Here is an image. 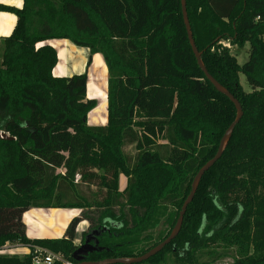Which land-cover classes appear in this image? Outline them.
Here are the masks:
<instances>
[{
  "label": "trees",
  "instance_id": "trees-1",
  "mask_svg": "<svg viewBox=\"0 0 264 264\" xmlns=\"http://www.w3.org/2000/svg\"><path fill=\"white\" fill-rule=\"evenodd\" d=\"M22 1L20 8L0 2V11L17 16L0 40V131L14 137H0V251L10 244L30 252H0V264H33L34 246L75 264L84 221L101 232L103 248L87 261L141 256L173 231L237 108L200 67L182 0ZM187 10L203 62L244 115L203 176L179 235L134 264H264V0H187ZM52 39L103 56L106 125L88 124L98 102L87 98L86 72L54 74L58 52L45 43ZM247 44L240 64L232 47ZM33 207L82 212L63 237L32 239L23 217Z\"/></svg>",
  "mask_w": 264,
  "mask_h": 264
},
{
  "label": "crops",
  "instance_id": "crops-1",
  "mask_svg": "<svg viewBox=\"0 0 264 264\" xmlns=\"http://www.w3.org/2000/svg\"><path fill=\"white\" fill-rule=\"evenodd\" d=\"M0 2L18 8L23 5L22 0H0ZM16 24V14L0 11V40L10 36ZM45 43L52 45L58 52V64L54 70L56 76H72L85 72L88 74L87 98L96 99L98 102V105L88 115V124L92 126L106 125L108 122L109 71L103 56L100 53L90 55L88 48L78 47L67 39H52ZM89 60L91 61L90 64ZM102 104L105 106L103 113L98 111L99 105ZM81 212V209L78 208H30L23 217L27 228V236L32 239L63 237L70 222L75 217L80 216ZM36 215H40L43 220L41 218L38 220ZM33 217H36L37 220L32 219ZM86 222H82L78 230L83 228ZM12 247H15L12 248L13 251L16 250L14 254H27L30 252L29 247L22 245H12Z\"/></svg>",
  "mask_w": 264,
  "mask_h": 264
},
{
  "label": "water",
  "instance_id": "water-1",
  "mask_svg": "<svg viewBox=\"0 0 264 264\" xmlns=\"http://www.w3.org/2000/svg\"><path fill=\"white\" fill-rule=\"evenodd\" d=\"M182 10H183V16H184V21H185V25L187 28V32H188V36H189V40L191 43V46L193 48L194 54L198 60V63L200 65V67L202 68V70L204 71V73L206 74L207 78L211 81V83L215 86V88L225 94L226 96H228L231 101L235 104L236 108H237V118L236 120L231 124V126L228 128V130L226 131L224 137L221 140L220 143V147L218 152L216 153V155L209 160L197 173V175L195 176L193 183H192V189L191 192L189 194V196L187 197V199L184 202V205L182 206V209L180 211V215L179 218L177 220V223L173 229V231L171 232V234L168 236L167 239H165L163 242H161L160 244H158L157 246H155L154 248H152L151 250H149L147 253L138 256V257H132V258H125V257H118V258H107L101 261H87V257L89 255V253H92L94 251H100L103 248L99 246V240L98 238L96 239V242L94 245L91 244V236H95V235H100V231L97 229H94L89 236L86 237L85 242L80 245L77 250L74 252L73 257L74 259L77 261L75 264H134V263H142L144 261H147L148 259H150L151 257L155 256L156 254H158L159 252H161L168 244H170L180 233L182 226H183V222H184V217L185 214L187 212L188 206L189 204L193 201L196 191L199 187V184L203 178V176L205 175V173L207 171H209L214 165L215 163L221 158L229 139L231 138L233 131L236 127V125L239 123V121L241 120V118L244 115V110L242 107L241 102L238 100V98H236V96L229 90L227 89L223 84H221L219 82L218 79H216L208 70V68L206 67L205 63L202 60V52L199 51L197 45H196V41L194 39L193 36V32H192V28H191V23H190V19L188 16V10H187V0H182ZM7 139H14V137L12 136H7L5 137Z\"/></svg>",
  "mask_w": 264,
  "mask_h": 264
},
{
  "label": "rangeland",
  "instance_id": "rangeland-1",
  "mask_svg": "<svg viewBox=\"0 0 264 264\" xmlns=\"http://www.w3.org/2000/svg\"><path fill=\"white\" fill-rule=\"evenodd\" d=\"M224 43L227 44V42H225V41H224ZM249 49H250L249 44H247L244 48H238L237 46H233L232 47V53L237 56L238 61H239L240 64H244L246 61H248V59H249ZM240 82H241L242 86L244 87V89L246 91H251L252 90L250 84L248 83L247 77L243 73L240 74ZM103 104L101 106L99 105V107H98V111L101 112V113H103L105 111V106ZM10 136H12V135H10ZM125 150H126L127 153H129L131 155H134V154L137 153V149L135 148L134 145L127 146L125 148ZM126 182H127L126 177L121 175V186L124 187L126 185ZM94 189H96V188L94 187ZM68 209H70V208H68ZM71 209H74V208H71ZM36 217H37L38 220H40V218H41V220H43V218L40 217V215L39 216L36 215ZM36 217H33L32 219L37 220ZM88 226H89V223L86 222V224H84L83 228H79L78 235L76 237L77 245H80L81 242L83 241L84 234L85 233L87 234L89 232L90 228ZM12 248H10L9 250H6L3 253H8V254L16 253V250L13 251V249L15 247L13 249ZM19 255H23V253H20ZM203 259L204 260H210L208 255H205ZM232 262H233L232 258H225L224 260L218 261V263H221V264H231ZM147 264H149V263H147ZM162 264H175V263H174L173 259H168V261L166 263H162Z\"/></svg>",
  "mask_w": 264,
  "mask_h": 264
},
{
  "label": "built area",
  "instance_id": "built-area-1",
  "mask_svg": "<svg viewBox=\"0 0 264 264\" xmlns=\"http://www.w3.org/2000/svg\"><path fill=\"white\" fill-rule=\"evenodd\" d=\"M225 46H230L229 43H224ZM10 136L6 131H0V137L5 138ZM12 248V245L8 244L0 252H5ZM32 262L33 264H54L55 262H62L63 264H73L66 260L60 253H54L46 248L40 246H34L32 251Z\"/></svg>",
  "mask_w": 264,
  "mask_h": 264
},
{
  "label": "flooded vegetation",
  "instance_id": "flooded-vegetation-1",
  "mask_svg": "<svg viewBox=\"0 0 264 264\" xmlns=\"http://www.w3.org/2000/svg\"><path fill=\"white\" fill-rule=\"evenodd\" d=\"M93 230H94V229H90V230H89V232H88L87 234H85V235H84V237H83V241L81 242V244H80V245H82V244L85 242V240H86V237H87V236H89V235H90V233H91ZM97 237H98V235L91 236V238H90V239H91V244H92V245H94V244H95ZM80 245H79V246H80Z\"/></svg>",
  "mask_w": 264,
  "mask_h": 264
},
{
  "label": "bare ground",
  "instance_id": "bare-ground-1",
  "mask_svg": "<svg viewBox=\"0 0 264 264\" xmlns=\"http://www.w3.org/2000/svg\"><path fill=\"white\" fill-rule=\"evenodd\" d=\"M102 62V61H101ZM99 65H101V64H99ZM103 68H104V66H103ZM106 69V68H105Z\"/></svg>",
  "mask_w": 264,
  "mask_h": 264
}]
</instances>
